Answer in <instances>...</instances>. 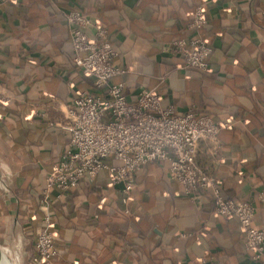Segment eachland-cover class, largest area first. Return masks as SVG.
Wrapping results in <instances>:
<instances>
[{"label": "crops", "instance_id": "obj_1", "mask_svg": "<svg viewBox=\"0 0 264 264\" xmlns=\"http://www.w3.org/2000/svg\"><path fill=\"white\" fill-rule=\"evenodd\" d=\"M198 1L0 3V88L9 97L0 101V179L9 186L0 201V246L19 248V264L33 250L19 208L28 209L32 224L37 214L52 213L58 255L49 264H264L244 251L237 219L215 214L209 200H192L170 177L167 161L134 171L126 203L123 184H110L101 171L63 198L53 192L33 212L29 190L42 188L67 143L61 125L73 99L93 89L92 77L72 61L64 13L78 8L107 30L115 62L127 68L112 81L124 84L129 101L154 89L178 113L194 109L231 122L215 152L209 141L199 142L196 160L226 196L253 203L254 223L264 226V0H209L206 73L181 67L168 51L173 38L190 34L186 24Z\"/></svg>", "mask_w": 264, "mask_h": 264}, {"label": "built area", "instance_id": "obj_2", "mask_svg": "<svg viewBox=\"0 0 264 264\" xmlns=\"http://www.w3.org/2000/svg\"><path fill=\"white\" fill-rule=\"evenodd\" d=\"M208 2L199 0L194 5L186 24L190 34L173 38L168 46L169 52L180 57L181 67L203 73L209 71L212 53V45L204 35ZM64 16L72 61L92 77L93 89L78 92L61 125L68 139L46 177L42 202L53 192L63 197L82 178L94 179L105 171L110 184H123L122 201L126 203L134 171L151 161H167L170 177L181 184L184 193L194 201L209 200L218 216L236 218L243 231L244 251L255 260H264V226L254 223L255 205L226 196L219 180L196 160L199 142L209 141L215 152L220 130L229 128L231 122L217 121L211 114L194 109L178 113L174 107L162 105L154 89H143L135 101H129L124 84L112 81L127 68L115 62L118 52L106 36L107 30L77 9H69ZM8 98L0 88V101L5 103ZM56 255L53 225L45 215L35 239L32 264L48 262Z\"/></svg>", "mask_w": 264, "mask_h": 264}, {"label": "rangeland", "instance_id": "obj_3", "mask_svg": "<svg viewBox=\"0 0 264 264\" xmlns=\"http://www.w3.org/2000/svg\"><path fill=\"white\" fill-rule=\"evenodd\" d=\"M192 69V68H191ZM193 70V69H192ZM1 158V157H0ZM6 169V168H5ZM7 170V169H6ZM5 170L2 168V166H0V172H4ZM44 185H45V183H44ZM44 185L42 186V188L40 189L41 190V193H40V197H39V200L41 199L42 200V191H43V187H44ZM8 183L4 180V178L3 177H1V179H0V193H1V198H0V201L3 199V200H6L7 199V197H8V193H9V189H8ZM71 192V191H70ZM69 192V193H70ZM68 193V194H69ZM67 195V194H66ZM66 195H64V196H66ZM4 197H6V198H4ZM57 198H63V197H57ZM48 199V198H47ZM38 215V217L37 218H35L34 219V221H33V223L35 224V232H34V234H33V236H31L30 237V239H31V242H32V244H33V242L35 241L34 240V237H35V239H36V236H37V233H38V231H39V229L41 228V226H42V219H43V217L45 216V214H42V215H40V213L39 214H37ZM51 220V219H50ZM38 223V224H37ZM53 224V223H52ZM32 239H33V241H32ZM2 248V247H1ZM2 250H3V252L5 253V255H6V257L11 261V262H13V264H19L18 263V260H17V254H19V248H17V247H14L13 246V248L12 249H4V248H2ZM31 252H33V254H34V248H33V250L31 251ZM33 257V256H32ZM32 257H31V253H30V255H29V257H27L26 258V261H25V264H30V262L32 263ZM56 257V256H55ZM54 257V258H55ZM53 258V259H54ZM31 259V260H30ZM52 259V260H53ZM52 260H50V261H48V262H45V263H42V264H49ZM2 261H3V264H10L8 261H7V259L5 258V257H3L2 258Z\"/></svg>", "mask_w": 264, "mask_h": 264}, {"label": "trees", "instance_id": "obj_4", "mask_svg": "<svg viewBox=\"0 0 264 264\" xmlns=\"http://www.w3.org/2000/svg\"><path fill=\"white\" fill-rule=\"evenodd\" d=\"M75 9H77V10H79L80 11V9H78V8H75ZM93 84V83H92ZM29 192H30V195L32 196V198L33 199H35L36 200V205L33 207V212H35V213H39V210H40V208L39 207H41L42 208V205H45L46 203H47V201H48V199L47 200H45V201H43L42 202V200L40 199L39 200V197H40V193H41V190H39V189H35V188H32V189H30L29 190ZM41 198V197H40ZM28 209L27 208H19L18 209V212H17V218L19 219V220H23V221H27L28 223H29V228H28V233H29V236L31 237V236H33V234H34V230H35V224H32V223H30V221L32 220V218H30L29 216H28ZM43 214H45V215H48L49 217H50V219H51V222L53 223L52 225H53V227H54V218H53V215H52V213L51 212H44ZM40 215H42V213H40ZM34 219V218H33ZM38 224V223H37ZM34 240H35V237H34ZM32 241H33V239H32ZM34 243H35V241L33 242V248H34ZM57 255H58V251H57ZM57 255H56V257H57ZM33 256V252H31V257ZM55 257V258H56ZM31 260V259H30ZM255 260V259H254ZM260 261H262L261 259H259ZM30 264H32L31 262H30Z\"/></svg>", "mask_w": 264, "mask_h": 264}, {"label": "water", "instance_id": "obj_5", "mask_svg": "<svg viewBox=\"0 0 264 264\" xmlns=\"http://www.w3.org/2000/svg\"><path fill=\"white\" fill-rule=\"evenodd\" d=\"M3 257H6L5 253L3 252L1 246H0V263Z\"/></svg>", "mask_w": 264, "mask_h": 264}, {"label": "bare ground", "instance_id": "obj_6", "mask_svg": "<svg viewBox=\"0 0 264 264\" xmlns=\"http://www.w3.org/2000/svg\"><path fill=\"white\" fill-rule=\"evenodd\" d=\"M0 264H3V261L1 260V263Z\"/></svg>", "mask_w": 264, "mask_h": 264}]
</instances>
